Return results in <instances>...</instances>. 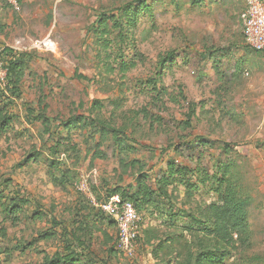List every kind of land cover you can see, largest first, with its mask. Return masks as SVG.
Returning a JSON list of instances; mask_svg holds the SVG:
<instances>
[{
  "label": "rangeland",
  "instance_id": "1",
  "mask_svg": "<svg viewBox=\"0 0 264 264\" xmlns=\"http://www.w3.org/2000/svg\"><path fill=\"white\" fill-rule=\"evenodd\" d=\"M244 8L0 0V52L13 51L0 62H24L18 90L0 80V264L70 252L87 264H177L216 246L196 223L210 225L228 187L250 201L252 241L227 247L225 264H264V55L245 42ZM144 179L157 197L136 202L141 238L128 256L98 205L135 201Z\"/></svg>",
  "mask_w": 264,
  "mask_h": 264
},
{
  "label": "trees",
  "instance_id": "2",
  "mask_svg": "<svg viewBox=\"0 0 264 264\" xmlns=\"http://www.w3.org/2000/svg\"><path fill=\"white\" fill-rule=\"evenodd\" d=\"M144 6V3L139 7L135 8L134 16L136 18L137 14L141 11V7ZM133 11L126 9L124 15L129 16ZM100 28L105 25V20L100 19ZM258 53V52H257ZM13 51L11 49H5L0 52V59L5 55H12ZM11 58V57H10ZM7 63V77L8 81L6 84L7 89L10 90L11 87L18 90L19 83L24 76L23 68L24 62L20 59H9ZM0 92H3L0 88ZM8 126V118L0 109V130H5ZM115 137L119 139L120 131H115ZM178 171H187V168H179ZM173 172V168H172ZM175 172V171H174ZM173 172V173H174ZM157 197L156 190H154L148 183L143 180L142 183L138 185V192L135 195V201L132 198L124 197L123 199L131 200L136 208L139 210V206L136 202L141 201L144 204H151L154 201V198ZM249 208L250 201L248 198L240 195L239 193L233 191L231 188H226L222 193V197L219 203H215L210 206L211 222L210 225H203L198 222L196 224H201V229L203 234H206L216 241V246L210 249L207 252H197L189 253L188 256L183 258L181 254L180 261L177 264H225L226 258L229 256L227 247H236V246H246L251 243V231L249 228ZM106 217H109L105 214ZM110 218V217H109ZM113 222H115L112 219ZM202 222V221H201ZM212 223V224H211ZM146 230V229H145ZM148 233V231H143ZM145 233V234H146ZM143 235L145 238H149L147 235ZM44 236L47 237V234ZM49 236V235H48ZM141 234L139 235L138 239ZM79 240V239H78ZM177 240V237H174V243ZM80 241V240H79ZM144 243H147L144 240ZM168 243H171L169 240ZM161 245L154 247L155 253ZM258 262L261 260L259 255L255 256L253 259ZM170 263V261H169ZM39 264H87L82 261V258L75 257V253L70 252L67 255H56V256H46L44 261ZM170 264H173L172 262Z\"/></svg>",
  "mask_w": 264,
  "mask_h": 264
},
{
  "label": "built area",
  "instance_id": "3",
  "mask_svg": "<svg viewBox=\"0 0 264 264\" xmlns=\"http://www.w3.org/2000/svg\"><path fill=\"white\" fill-rule=\"evenodd\" d=\"M14 9H19L20 0H6ZM245 8L241 14L243 36L246 44L255 52L264 55V0H244ZM7 78L5 64L0 62V80ZM77 188L86 192V188ZM83 191V192H84ZM99 208L115 221L118 229V248L128 256L136 252V242L140 235L142 216L135 204L120 195H114Z\"/></svg>",
  "mask_w": 264,
  "mask_h": 264
}]
</instances>
